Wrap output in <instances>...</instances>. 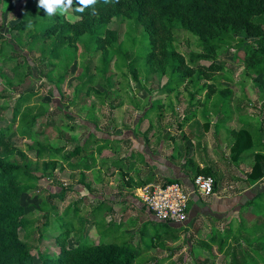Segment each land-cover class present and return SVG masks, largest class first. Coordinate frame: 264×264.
<instances>
[{
	"label": "trees",
	"instance_id": "obj_1",
	"mask_svg": "<svg viewBox=\"0 0 264 264\" xmlns=\"http://www.w3.org/2000/svg\"><path fill=\"white\" fill-rule=\"evenodd\" d=\"M22 3V18L12 28V34H17V43L22 46L28 33L30 40L26 49L31 52L40 51L47 68H57L67 49L74 48L77 44L82 45V58L78 63L82 72L78 75L80 83L75 88L77 98L82 101L94 91L100 95L99 102L106 104V92L95 91V82L102 78L110 84L114 78V75H110L112 65L117 73H125L123 70L127 69L138 82V61H143L147 73H156L159 79L167 77L162 90L168 95H173L188 81L197 89L196 94L210 88L211 91L206 96V107L214 88L223 87L219 73L228 72L222 64L214 61L218 56L233 52L234 59L243 64L246 75L264 77V0H111L109 3L97 0L94 6L85 8L83 12L76 11L77 0H73L71 14L57 12L53 16H47L43 9L38 8V0H8L9 10H16ZM120 17L135 26L143 27L141 45L134 54H130L125 44L119 41L118 32L109 28L113 19ZM131 28V34L135 33L134 27ZM186 43H192L195 50L186 53L182 48ZM98 53L100 57L95 68L90 63L86 64V60L91 61ZM240 53L242 57H239ZM90 54L92 57L89 58ZM0 55H3L2 50ZM12 60L11 57H3L0 64L6 66ZM203 60L210 63H203ZM19 65L17 64L16 69ZM92 69L95 74H91ZM50 74L49 71L45 75L46 80ZM205 77L212 83L202 84ZM65 80L66 75L61 74L55 82L60 97H63L60 87ZM35 95L32 93L20 97L12 110V120L7 126L0 125V264H134L139 256L155 247L157 240H164L168 235L174 234L184 223L201 217L219 223L231 214L230 208L215 211L199 200V211L193 212L190 208L185 222H159L153 228L149 209L146 206L140 209L135 207V210L147 215V219L141 221L137 232L140 241L136 244L132 236L126 238L127 234L122 230L130 222L127 224L120 218L118 222L112 220L106 224L107 215L104 214L113 213V202L110 200H102L89 212L84 225L77 222L83 216V209H87L83 207L84 199L59 213L55 202L58 198L66 199L68 188H64L62 192L50 194L43 200L40 210L44 216L42 221L35 220L33 214L29 215L27 212L23 197L38 189L41 178L32 172L34 160L22 151L8 150L11 145L10 137L17 132L23 138L33 130L41 116L33 114L32 109L27 106ZM195 97L194 93L193 99ZM231 98L232 92L227 93L217 108L222 118L216 124L217 129L225 120H231ZM159 103L158 101L148 108L145 117ZM215 105L216 103L212 106L216 108ZM238 107V115L251 119L246 107ZM196 116V112L187 116L185 123L191 122ZM6 119L7 113L0 106V123ZM46 126L49 127V124ZM247 126L249 125L238 131H230L229 139L233 158H240L253 149L256 151L252 171L246 178L250 190L248 197L239 202L238 208L242 211L239 218H231L225 231L234 233L232 238L235 240L242 239L243 234L252 236L253 239L249 242L244 236L243 242L248 250L244 248L241 253L232 251L230 264H264V184L260 185L264 182V143L257 136V131L260 130H249ZM120 141H110L90 131L83 144H78L67 155H63L62 150L50 147V141L46 139V145H39L36 151V160L54 168V161L59 158L66 162L76 159V163L71 165L72 169L91 170L96 162L94 153L102 155L110 148L109 144L113 146ZM139 157L143 165L150 166L144 153L139 154ZM86 159L92 160V164H88ZM122 163V160L114 162L115 173L120 171ZM115 173L111 171L110 175ZM203 175L215 177L209 166L196 168L195 177ZM152 183H155L154 179L149 177L136 181L131 186L143 188ZM172 183L180 184L181 181L170 178L166 182ZM215 184L216 192L217 179ZM235 201L230 199L228 202L233 204ZM243 210L248 215L258 214L262 221L250 225ZM89 227H95L97 238L87 231ZM21 232L25 234L24 239ZM225 244L223 239L219 246L220 252H223ZM36 257L39 262H36Z\"/></svg>",
	"mask_w": 264,
	"mask_h": 264
},
{
	"label": "rangeland",
	"instance_id": "obj_2",
	"mask_svg": "<svg viewBox=\"0 0 264 264\" xmlns=\"http://www.w3.org/2000/svg\"><path fill=\"white\" fill-rule=\"evenodd\" d=\"M22 8L23 3L16 10L10 11L8 0H0V50L3 53L0 61L3 57L13 58L6 66L0 64V106L7 113V119L0 125L7 126L12 120V110L20 97L36 94L27 106L32 109L33 114L41 116L33 130L27 132L23 138L15 132L9 139L11 145L8 148L12 152L22 151L34 160L32 172L41 178L38 189L23 197V204L29 215L32 213L35 220L42 221L44 213L40 207L43 200L50 194H57L68 188L66 199L58 198L55 202L59 213L84 199L83 207L87 211L83 209V216L77 220L78 224L84 225L85 219L89 218V212L102 200H110L113 202V213L104 214L107 215L106 224L112 220L118 222L120 218L127 224L130 222L122 230L126 232V238L132 236L138 244L140 240L137 232L141 221L146 220L147 215L135 210V207L140 209L145 204L141 199V188H135L131 184L153 177L154 184L165 185L170 178L155 176L153 169L156 166L164 172L170 166V161L175 165L169 167L172 170L170 176L176 179L179 168L186 171L194 181L196 168L209 166L215 173V177L211 178L214 181L217 179L218 189L215 194L218 198L236 200L229 207L231 214L219 223L207 217L184 223L174 234L168 235L164 240H157L155 247L139 256L134 264H230L232 251L241 253L244 248L248 250L243 238L245 236L251 242L252 236L243 234L242 239L235 240L232 238L234 233H228L225 229H228L231 218H239V213L242 212L238 208L239 202L248 197L250 187L246 178L252 171L256 151L253 149L240 158H233L229 135L230 131H238L249 125V130H260L257 131V136L264 141V77L246 75L243 64L234 59L233 52L218 56L214 61L222 64L228 72L219 73L223 87H212L214 90L206 107V96L211 91L210 88L196 94L197 89L188 81L173 95H168L162 90V86L167 83V77L159 79L156 73H147L143 61H138V82L127 69L123 70L125 73H117L112 65L110 75H114V78L111 83L108 84L102 78L95 82V91L106 92V104L99 102L100 95L94 91L82 101L75 93V88L80 83L78 75L82 72V68L78 66L82 58V45L77 44L74 48L67 49L57 68H47L40 51L31 52L26 49L30 40L28 33L22 46L17 43V34H12V28L22 18ZM67 14H71L70 8ZM132 26L135 29L133 34ZM109 28L118 32L119 41L125 44L130 54L140 48L143 27L135 26L120 17L114 18ZM191 44L182 45L186 53L195 50ZM242 56L240 53L239 57ZM99 57L100 53L92 57L91 61L86 60V64L90 63L95 68ZM202 62L210 63L206 60ZM17 64L20 65L16 69ZM49 71L51 74L46 80L45 75ZM95 73L92 69L91 74ZM61 74L66 75V80L60 87L63 97L59 96L55 87ZM205 78L202 84L212 83ZM230 83L234 85L230 86ZM229 92H232L231 120H225L217 129L216 124L222 119L217 108ZM158 101L160 103L145 117V111ZM215 103L216 108L212 106ZM238 106L246 107L251 119L238 115ZM195 112L197 116L191 122L185 123V118ZM90 131L110 141L121 140L113 146L109 144L110 148L102 155L95 152L96 162L91 170L72 169L71 165L76 163V159L66 162L59 158L54 161V168L36 160V151L39 145H46V139L50 141V147L60 149L63 155H67L78 144L85 142ZM146 150H150L151 157L161 160L162 164L157 165L152 161L153 167L143 165L139 154L147 153ZM129 154L134 156L130 157L132 155ZM118 160L123 163L120 171L115 173L116 166L113 164ZM86 162L92 164L90 159H86ZM111 171L115 174L110 175ZM180 184L184 189L190 190L183 181ZM263 184L264 182L260 183ZM213 196L205 198L204 201L212 203ZM243 213L250 225L262 221V217L256 213L248 215L246 210ZM149 217L155 228L159 221L152 213ZM87 231L94 238L98 237L95 227H89ZM21 236L24 239V232H21ZM223 239L226 244L223 252H220L219 246ZM152 259L155 261H151ZM36 262H39L37 257Z\"/></svg>",
	"mask_w": 264,
	"mask_h": 264
},
{
	"label": "built area",
	"instance_id": "obj_3",
	"mask_svg": "<svg viewBox=\"0 0 264 264\" xmlns=\"http://www.w3.org/2000/svg\"><path fill=\"white\" fill-rule=\"evenodd\" d=\"M193 191L186 190L179 183L166 185L149 184L141 188L142 201L159 222L183 223L194 193L204 198L214 195L216 184L211 177L198 176L194 180Z\"/></svg>",
	"mask_w": 264,
	"mask_h": 264
},
{
	"label": "crops",
	"instance_id": "obj_4",
	"mask_svg": "<svg viewBox=\"0 0 264 264\" xmlns=\"http://www.w3.org/2000/svg\"><path fill=\"white\" fill-rule=\"evenodd\" d=\"M264 130V129H263ZM262 142L264 143V141L262 140ZM147 153L145 154V160L148 163V165H151L152 167L154 166V163L152 161L155 162V164H162L161 160H156L154 159V157L152 158V152L150 150H146ZM167 159V158H165ZM169 160V159H168ZM167 160V161H168ZM169 167H175L174 162L170 161V166H168L164 172L161 170V168H156V166H154V175L155 176H165L166 178H175L173 176H170V174H172V170ZM169 171V172H168ZM178 173L176 176L178 177V179H180L181 181H183V184H185L187 187H189V189L191 191H193L195 189L194 187V181L192 179H190V177L188 176L187 172L183 171L182 168H179V170L176 172ZM209 198V197H208ZM204 197L200 196L198 193H194L193 197H192V201H191V208L192 211H199V200H201L204 204H207L209 206H211L213 208V210H217V211H221L223 208L225 210H227L229 207H232L235 203H229L226 198H218V196L214 193L213 199H212V203H207L204 201Z\"/></svg>",
	"mask_w": 264,
	"mask_h": 264
},
{
	"label": "clouds",
	"instance_id": "obj_5",
	"mask_svg": "<svg viewBox=\"0 0 264 264\" xmlns=\"http://www.w3.org/2000/svg\"><path fill=\"white\" fill-rule=\"evenodd\" d=\"M111 0H104V3H109ZM97 0H77L78 7L76 11L83 12L85 8L94 6ZM73 5V0H38V8L45 11L47 16H53L55 13L65 14L69 8ZM93 14H95V8L93 7Z\"/></svg>",
	"mask_w": 264,
	"mask_h": 264
}]
</instances>
